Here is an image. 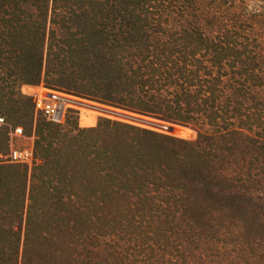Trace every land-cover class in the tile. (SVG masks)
Here are the masks:
<instances>
[{
    "label": "trees",
    "instance_id": "trees-1",
    "mask_svg": "<svg viewBox=\"0 0 264 264\" xmlns=\"http://www.w3.org/2000/svg\"><path fill=\"white\" fill-rule=\"evenodd\" d=\"M41 82L197 137L50 120ZM0 116V264H264V0H0Z\"/></svg>",
    "mask_w": 264,
    "mask_h": 264
},
{
    "label": "rangeland",
    "instance_id": "rangeland-1",
    "mask_svg": "<svg viewBox=\"0 0 264 264\" xmlns=\"http://www.w3.org/2000/svg\"><path fill=\"white\" fill-rule=\"evenodd\" d=\"M52 68H54V67L51 66L49 72L47 74H45V77H46L45 82L57 84L58 82H55V81H56V79L59 80V78L61 77V72L63 73V77L68 76V77L74 78V76L76 75L75 68H64V69L58 70L56 72H54V70ZM46 69H47V67L45 66L44 73H45V71H47ZM56 73L59 75H55ZM42 83L43 82H41L39 85L22 84L20 86V92L25 96H30V97L37 99L38 98V92L43 91V89H48V92H54L55 94L63 95L64 97H67L70 99H76V101H83L86 103H92L95 106L98 105L101 108H103L101 110L90 109V108H88V110H85L82 106H79V107L67 106L68 107L67 111L69 109L75 111V113H73V114H74V116L78 117V121H79V124L81 126L94 125L98 121L99 117L104 116V117H108V118H112V119H118V120L130 122V123L142 125L145 127H149V128H152V129H155L158 131H162V132H166V133L176 135L179 137H184V138H188V139H195L197 137V131L191 127L167 123V122L155 120L152 118L140 116L138 114L126 112V111L119 109V108H115V107H111V106H104V105H101V104H98L95 102H91L88 100L78 98L76 96L67 94V93L60 91V90H53V89L47 88ZM66 113H65V115H66ZM133 118H135V119H133ZM136 119H138V120H136ZM140 119L141 120L142 119L151 120L153 122L161 123V125L146 124L144 122L139 121ZM64 120H65V116L63 117L62 120H60V122H63ZM166 125H170V129H168ZM21 126H23V125H20V127ZM35 138H36V136L34 133V129L32 128L31 131H28L26 133L25 137H22V140L19 142V144L17 143V146L18 147H21V146L24 147L25 148L24 150L28 149V150L33 151ZM28 165L32 166V163L28 164ZM258 253H259V251H257L256 249L251 250L250 252L247 253V255H246L247 257H244L243 261H241L239 264H257L256 262H258V261H257L256 256Z\"/></svg>",
    "mask_w": 264,
    "mask_h": 264
},
{
    "label": "built area",
    "instance_id": "built-area-1",
    "mask_svg": "<svg viewBox=\"0 0 264 264\" xmlns=\"http://www.w3.org/2000/svg\"><path fill=\"white\" fill-rule=\"evenodd\" d=\"M58 97V94L48 92V89H43V91L38 92V98L36 99L37 111L42 112V114L50 120L60 122V120L66 116L65 113H68L70 109L67 111L68 107L61 104ZM66 100L68 99L66 98ZM3 125H5V120L2 116H0V127ZM22 133V127L16 128V135H21ZM12 156L14 160L21 161L26 164H31L33 162V153L28 149L23 151H13Z\"/></svg>",
    "mask_w": 264,
    "mask_h": 264
},
{
    "label": "bare ground",
    "instance_id": "bare-ground-1",
    "mask_svg": "<svg viewBox=\"0 0 264 264\" xmlns=\"http://www.w3.org/2000/svg\"><path fill=\"white\" fill-rule=\"evenodd\" d=\"M58 96H59L58 98L60 100V103L66 105V106H76V107L82 106L85 110H88V108H90V109H98V110L103 109V108H101L98 105L95 106L92 103H86L85 102L86 103V105H85V104H82V103H77L76 99H70V98L64 97L63 95H59V94H58ZM66 98L68 100H66ZM69 100H72V101H69ZM166 126H167L168 129H170V125H166Z\"/></svg>",
    "mask_w": 264,
    "mask_h": 264
},
{
    "label": "water",
    "instance_id": "water-1",
    "mask_svg": "<svg viewBox=\"0 0 264 264\" xmlns=\"http://www.w3.org/2000/svg\"><path fill=\"white\" fill-rule=\"evenodd\" d=\"M77 103H82V104H85V105H86V103L83 102V101H77ZM133 119H135V118H133ZM136 120H138V119H136ZM139 121L144 122V123H146V124L161 125V123L153 122V121H151V120H144V119L141 120V119H140Z\"/></svg>",
    "mask_w": 264,
    "mask_h": 264
}]
</instances>
